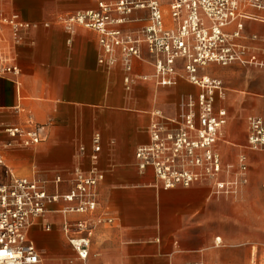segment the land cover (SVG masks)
Returning <instances> with one entry per match:
<instances>
[{
  "label": "crops",
  "instance_id": "0c3cea01",
  "mask_svg": "<svg viewBox=\"0 0 264 264\" xmlns=\"http://www.w3.org/2000/svg\"><path fill=\"white\" fill-rule=\"evenodd\" d=\"M160 1L172 27L168 0ZM96 7V0H0L4 14L27 24L14 48L17 69L0 73V155L15 176L37 180L49 195L66 193L92 169L101 174L93 212H66L71 204L59 199L32 219L27 236L38 264H264V147L246 144L249 120L264 121V67L200 68L222 82L215 99L227 113L216 142L220 170L164 188L151 166L138 167L135 152L150 143L153 124L163 136L172 131L183 100L200 90L180 71L174 85H157L145 46L126 70L119 52H102L97 32L63 22ZM247 12L256 18L243 21L240 41L264 61V10ZM147 16L133 11L122 30H139ZM7 126H40L41 141L25 143L3 132ZM66 221L86 228L66 231ZM76 235L89 240L85 258L69 242Z\"/></svg>",
  "mask_w": 264,
  "mask_h": 264
},
{
  "label": "built area",
  "instance_id": "2783aa9c",
  "mask_svg": "<svg viewBox=\"0 0 264 264\" xmlns=\"http://www.w3.org/2000/svg\"><path fill=\"white\" fill-rule=\"evenodd\" d=\"M96 4L95 9L65 16L63 22L97 32L102 52L108 56L119 52L126 70L131 68L133 59H141L145 46L152 56L157 85H174L180 71L200 90L196 96L188 95L183 100L180 121L174 122L172 131L163 136L157 125L151 126L150 143L135 152L138 167L151 166L164 188L189 186L200 177L218 173L221 161L216 142L227 118L224 108H215L222 82L199 70L209 63L264 67V61L240 41L244 36L243 21L256 18L247 8L264 10V0H168L172 27L165 24L160 0H96ZM135 10L148 11L146 23L139 30L123 31L121 25ZM24 27L27 24L17 13L6 15L0 9V73L17 69L14 48L19 42L18 32ZM40 129L7 126L3 132L22 135L25 143L36 144L41 141ZM92 143L94 152H98V135L93 136ZM248 144L252 148L264 147V122L260 117L249 120ZM100 177L92 169L66 193L49 195L37 180L15 176L0 155V264H38L39 253L27 236L32 219L44 213L47 203L59 199L71 204L66 212H93V188ZM216 186L223 189L222 183ZM73 227L83 230L86 225L81 221L63 224L66 231ZM69 242L80 258L86 257V236H71Z\"/></svg>",
  "mask_w": 264,
  "mask_h": 264
},
{
  "label": "rangeland",
  "instance_id": "374dc122",
  "mask_svg": "<svg viewBox=\"0 0 264 264\" xmlns=\"http://www.w3.org/2000/svg\"><path fill=\"white\" fill-rule=\"evenodd\" d=\"M216 98H217V95H216L215 99H216ZM263 122H264V121H263ZM247 131L249 132L248 128H247ZM246 144H248V142H247ZM262 188L264 189V185H262ZM262 209H264V203L262 204ZM257 235H259V234H257Z\"/></svg>",
  "mask_w": 264,
  "mask_h": 264
},
{
  "label": "bare ground",
  "instance_id": "6f19581e",
  "mask_svg": "<svg viewBox=\"0 0 264 264\" xmlns=\"http://www.w3.org/2000/svg\"><path fill=\"white\" fill-rule=\"evenodd\" d=\"M221 93V91L217 92L216 95H219Z\"/></svg>",
  "mask_w": 264,
  "mask_h": 264
}]
</instances>
